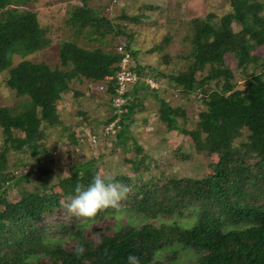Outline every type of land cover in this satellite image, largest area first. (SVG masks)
<instances>
[{
  "label": "trees",
  "instance_id": "1",
  "mask_svg": "<svg viewBox=\"0 0 264 264\" xmlns=\"http://www.w3.org/2000/svg\"><path fill=\"white\" fill-rule=\"evenodd\" d=\"M81 2L68 11V24L79 29L98 23L113 28L87 0ZM20 3L21 0H0V71L6 69L9 88L17 95H27L32 102L29 110L17 113L0 107L3 136L0 145V264H124L130 253L136 254L141 264H150L159 251L172 244L199 253L190 264H264V55L252 52L253 47L264 43V31L259 26L264 21L259 14L262 1L230 0L231 10L217 22L211 21V14L192 18L182 37L190 46L188 73L167 75L184 94L199 93L205 106L198 111L195 127L191 129L179 128L176 117L184 116L183 111L164 99H160L159 118L169 129L188 135L197 151L217 154L218 160L210 164L207 175L172 178L160 196L158 190L154 193L151 186L144 185L145 179L137 178L136 174L122 176L121 180L114 177L134 191L127 193L134 199L131 208L144 216L155 211L169 213L171 204H181L200 208L194 223L186 227L126 224L96 240L84 235L83 223L81 227L74 224L82 217L68 213L73 216L72 221L47 219L57 211L65 216L68 212L65 205L75 195L77 185L87 187L97 176L95 172L88 173L94 159L73 166L71 173L60 178L61 193L47 189L43 183L45 188L35 189L12 202L2 195L1 188L4 190L14 177L6 164L8 151H28L38 156L37 162L45 156L46 147L40 142L41 124L52 125L59 121L57 102L68 89L70 80L98 82L106 89L112 84L105 81V76L116 73L123 53L63 41L58 51L59 66L27 59L13 65L15 52L25 55L39 50L45 43L43 28L34 11L6 7ZM234 23L241 27L239 31L233 30ZM117 33L123 31L118 29ZM228 55L236 59L237 67L246 70L250 66L242 88H235L232 82L233 71L226 63ZM130 68L137 75L131 87L139 84L148 87L142 79V67L130 65ZM197 72L200 75L197 76ZM125 95L128 110L121 121L123 128L116 134L121 143L126 138L125 119L129 118L133 105L129 100L130 91ZM236 140H240L239 143ZM132 168L133 174L140 168L135 158ZM36 169L40 175L48 172V167L40 163ZM30 173L20 178L27 179ZM36 178L40 181V177ZM212 205L219 207L218 215L209 213ZM131 208L129 210H133ZM222 212L237 226L225 228L220 217ZM67 238L71 247L65 244ZM77 248L82 251L77 252ZM175 253L170 256L173 258Z\"/></svg>",
  "mask_w": 264,
  "mask_h": 264
},
{
  "label": "rangeland",
  "instance_id": "2",
  "mask_svg": "<svg viewBox=\"0 0 264 264\" xmlns=\"http://www.w3.org/2000/svg\"><path fill=\"white\" fill-rule=\"evenodd\" d=\"M230 0H87L89 6L95 9L100 17L108 19L113 25L106 28L102 23L87 25L82 29L68 24V11L74 5H81V0H21L19 5H7L28 9L36 13L38 22L43 28L45 43L39 50L20 55H12V64L22 59L33 62H45L51 67L59 66L58 51L63 41L76 42L85 47H97L103 51L129 53V63L142 67L143 80L151 78L154 90L143 84L131 87L129 100L131 113L127 121L124 142L117 140L115 135L102 134L97 143L91 144L87 134L104 131L113 116L110 86L100 88L98 82L74 78L70 80L68 89L63 92L57 102L56 115L59 121L48 125L41 124L42 138L40 142L46 147L45 156L37 162L38 156H32L28 151L10 150L6 154V164L14 177L6 183L2 195L12 202L23 195L42 188H50L61 193L59 180L72 172L73 166L94 159V164L88 173L94 172L100 176L132 177L145 179L144 185L158 190L160 196L170 179L182 177H205L211 170V163L218 160L217 154L205 155L197 151L191 138L178 129H169L159 118L160 99L169 105L179 106L184 116H177L179 128L195 127L198 111L205 108L200 100V94H184L180 87L170 79L169 74L185 76L188 73L189 43L182 39L192 18H204L212 15V22H217L220 16L231 10ZM259 14L264 18V0ZM130 16H135L131 19ZM259 26L264 31V21ZM240 26L233 24V30L239 31ZM123 31L122 34L117 30ZM121 47V50L119 49ZM252 52L264 55V43L252 48ZM19 53V54H18ZM226 63L233 71L232 82L235 88H242L247 79L246 71L250 66L237 67L236 59L228 55ZM200 72H197V76ZM7 71H0V107H7L17 113L31 108L32 102L27 95H17L6 84ZM128 110L126 106L125 112ZM124 116L121 117V121ZM120 121V124L122 123ZM73 138L76 139L73 141ZM240 140H236L239 143ZM3 136L0 130V145ZM139 147V149H137ZM54 153L52 154V152ZM139 161L140 168L133 174L132 160ZM48 167V172L40 175L36 169L38 164ZM31 171L29 178H20L22 174ZM36 177H40V181ZM133 180H136L135 178ZM138 182V181H137ZM44 183V186H43ZM128 188V187H127ZM133 193L128 188L127 193ZM163 198V196L161 197ZM134 199L126 196L119 201L117 207H105L91 218H82L74 224L83 223L84 235L93 240L104 234H110L120 226L150 223L154 226L176 224L186 227L194 223L200 208L171 204L170 212L155 211L144 216L140 211L131 208ZM67 200L65 199V204ZM133 210H129V209ZM209 213L218 215L219 207L212 205ZM56 214L48 216L49 221L73 220V216ZM225 228L236 227L227 216L220 214ZM66 246L71 247L67 238ZM176 251L172 258L170 255ZM199 253L194 249H184L180 245H168L159 251L153 264H190ZM171 257V258H170Z\"/></svg>",
  "mask_w": 264,
  "mask_h": 264
},
{
  "label": "clouds",
  "instance_id": "3",
  "mask_svg": "<svg viewBox=\"0 0 264 264\" xmlns=\"http://www.w3.org/2000/svg\"><path fill=\"white\" fill-rule=\"evenodd\" d=\"M128 188L110 176H94L87 187L75 188V195L65 205L66 210L78 217H93L98 210L105 207H117L127 194ZM82 248H77L81 252ZM124 264H141L140 258L130 253L126 256Z\"/></svg>",
  "mask_w": 264,
  "mask_h": 264
},
{
  "label": "built area",
  "instance_id": "4",
  "mask_svg": "<svg viewBox=\"0 0 264 264\" xmlns=\"http://www.w3.org/2000/svg\"><path fill=\"white\" fill-rule=\"evenodd\" d=\"M121 50V47H119ZM123 56L119 63V69H117L116 73L113 76H105V81L110 82L112 85L110 86L111 90V102L113 108V116L110 118V121L104 125V131L99 133H89L87 134V140L89 143L94 144L97 143L100 135L102 134H112L115 135L116 132L121 128V117L124 115L126 105H127V97L125 95L131 88V85L135 83L137 80L136 73L130 68L129 61V53L123 51ZM145 82L152 88H156L158 85L153 83L151 78H146ZM109 86V85H108ZM106 87V86H105ZM102 84L100 88H105ZM54 151L52 152V154ZM26 174V173H25ZM24 175V174H22Z\"/></svg>",
  "mask_w": 264,
  "mask_h": 264
}]
</instances>
